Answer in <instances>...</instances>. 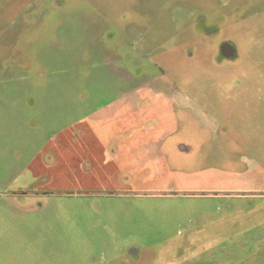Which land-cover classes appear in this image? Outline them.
Returning <instances> with one entry per match:
<instances>
[{
    "label": "rangeland",
    "instance_id": "374dc122",
    "mask_svg": "<svg viewBox=\"0 0 264 264\" xmlns=\"http://www.w3.org/2000/svg\"><path fill=\"white\" fill-rule=\"evenodd\" d=\"M0 264H264V0H0Z\"/></svg>",
    "mask_w": 264,
    "mask_h": 264
},
{
    "label": "flooded vegetation",
    "instance_id": "af4514ba",
    "mask_svg": "<svg viewBox=\"0 0 264 264\" xmlns=\"http://www.w3.org/2000/svg\"><path fill=\"white\" fill-rule=\"evenodd\" d=\"M187 21L188 23L192 22L193 27H196V28H193L192 30L193 33L200 31L203 36H206V35L209 36L211 34V29L207 25L206 17L204 14L197 13L196 11L189 12L187 15ZM192 42H193V39H190L189 41H187L186 42L187 47L188 45L190 46ZM218 47H219L220 56L222 58L231 60V59H234L237 55L234 45L228 40L221 42L218 45ZM134 252H135L134 249L129 250V253L134 254Z\"/></svg>",
    "mask_w": 264,
    "mask_h": 264
}]
</instances>
